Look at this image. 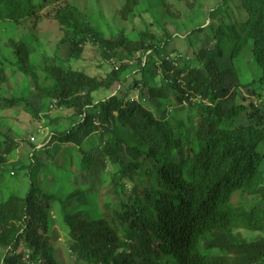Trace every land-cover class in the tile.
I'll list each match as a JSON object with an SVG mask.
<instances>
[{"label":"trees","instance_id":"1","mask_svg":"<svg viewBox=\"0 0 264 264\" xmlns=\"http://www.w3.org/2000/svg\"><path fill=\"white\" fill-rule=\"evenodd\" d=\"M140 1L124 0L123 20L136 13ZM233 1L221 0L209 13L208 26L190 33V39L204 36L213 43L194 52L196 63L182 67L180 56L161 59L172 42L155 31L140 32L136 40L108 39L70 1L0 0V24L38 22L45 4L55 5L60 44L70 47L72 58H82L87 44L98 45L114 65L108 90L123 86V76L124 84L130 78L134 83L129 91L96 103L94 94L105 81L57 66L45 68L41 79L30 64L27 43L9 39L11 65L33 80L39 94L73 110L78 119L52 140L76 146L81 173H92L98 164L103 168L97 183L66 198L46 193L31 180L25 196L0 202V264H264V116L257 118L262 126L236 125L258 110L249 113L253 104H237V90L230 87L255 89L264 99V0H238L237 14ZM163 32L174 38L169 29ZM248 48L259 75L250 82L234 68ZM225 58L229 69L218 62ZM134 64L140 65L139 74ZM6 82L0 67V89ZM133 90L141 92V100L127 98ZM0 102L40 118L24 98ZM159 102L195 117L188 124L168 119L167 112L150 110ZM96 134L100 152L94 155L88 141ZM19 144L9 137L0 141L1 180ZM28 144L32 160L45 151ZM24 169L33 176L37 165ZM56 203L59 229L52 209ZM60 233L68 249L58 243Z\"/></svg>","mask_w":264,"mask_h":264},{"label":"rangeland","instance_id":"2","mask_svg":"<svg viewBox=\"0 0 264 264\" xmlns=\"http://www.w3.org/2000/svg\"><path fill=\"white\" fill-rule=\"evenodd\" d=\"M67 1L81 7L88 19L108 39L116 40L121 36H126L129 39L136 40L139 39L140 32L147 29L155 31L160 39L172 42L169 51L164 53L161 59H167L169 56L172 58L180 56L179 63L182 67L189 62L196 63V61H193L195 60L194 52L197 54L201 49L207 48L209 41L213 43V38H209V40L204 36H195L190 39L188 36L195 29L208 26L210 23L209 13L221 2V0H188L187 3L180 0H141L138 3L136 13L130 15L129 19L125 21L121 16L124 0ZM233 2L234 4L231 6L234 10L239 2L238 0ZM55 7V5L46 3L45 8L39 14L41 20L35 23L27 21L21 24H0V67L5 70L7 76V82L0 89V99L24 98L40 112V118L36 119L21 106L9 108L6 104L0 102V141L4 137H9L20 142L18 150L9 157L5 165V177L3 180L0 177V202L6 201L13 195L25 196L31 180L46 193L66 198L69 194L75 193L76 189L85 190L97 183L99 170L103 168L101 164H98L94 166L92 173H81L79 165L81 156L76 146L58 144L52 140L54 134L67 131L75 122H78V119L73 116V110L60 109L59 107L51 109L52 102L37 92L33 80L18 73L16 68L11 65L10 61L13 60L14 52L9 41L10 38L23 40L27 43L31 55L30 64L39 73L41 79L45 68L57 66L83 72L90 77H97L105 81L103 88L94 94L96 103L117 94L121 90L123 92L129 91L128 89L134 84L130 77L128 82L124 84L127 77L123 76L121 77L123 78V86L121 84L113 90H108L106 85H108V79L114 65L109 60L110 55L98 45L89 43L84 48L82 58H72L70 47L60 44L63 33L58 23L54 20ZM237 11L234 10L235 14H237ZM166 28L169 29L170 35L174 36L173 39L167 38L166 32H163ZM218 62L223 69L231 67L228 58L219 59ZM115 67H119V64L117 63ZM234 68L238 71L241 80L245 76L246 82L259 77L251 60L250 48L246 49L243 60L235 63ZM132 69L139 74L141 68L140 65L134 64ZM154 82L159 84L160 79L156 78ZM230 87L237 90V104L246 106L253 104V107H248L249 113H255V110H258L257 116L246 113L240 119H237L235 124L238 126L257 124L262 126L263 122L259 123L257 118L260 115L264 116V99H258L255 89L238 88L235 84ZM133 91V95L130 93L127 98L133 97L135 100H141V92ZM151 106L150 110L154 113L167 112L168 119H180L187 124L194 116V114L189 115V110L184 109L183 113H180V109L176 108V106L169 108L167 104L160 102L153 103ZM188 129L190 130V128ZM125 135L127 136V134ZM98 136L96 134L88 141L91 147L94 146L92 148L94 155H97L96 152H100ZM32 139L34 140L33 142ZM28 142L36 146L37 151L43 149L45 151L34 156L32 160L30 155L33 150ZM260 152L264 153V143ZM33 162L37 165V170L32 176L30 170L24 169V167L26 165L30 166ZM71 173H73V176L71 182L68 183L67 180L69 179L67 177ZM27 174L29 175L27 176ZM87 194L91 195L92 192ZM114 200H116L114 205L120 208V201L117 198H114ZM52 209L57 222L56 228L59 229L61 224L58 214L59 204L56 203ZM254 236L260 238V235ZM58 240L59 244H64L65 246L63 247L68 249V242L63 233H60Z\"/></svg>","mask_w":264,"mask_h":264},{"label":"built area","instance_id":"3","mask_svg":"<svg viewBox=\"0 0 264 264\" xmlns=\"http://www.w3.org/2000/svg\"><path fill=\"white\" fill-rule=\"evenodd\" d=\"M55 108H57V102L55 101V102H53V104L51 105V109H55ZM34 140L32 139V142H33Z\"/></svg>","mask_w":264,"mask_h":264}]
</instances>
